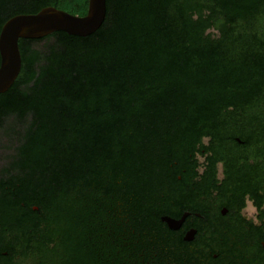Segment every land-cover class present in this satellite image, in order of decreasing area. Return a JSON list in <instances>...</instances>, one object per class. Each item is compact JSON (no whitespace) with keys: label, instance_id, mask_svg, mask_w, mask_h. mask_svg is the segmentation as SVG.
<instances>
[{"label":"trees","instance_id":"trees-1","mask_svg":"<svg viewBox=\"0 0 264 264\" xmlns=\"http://www.w3.org/2000/svg\"><path fill=\"white\" fill-rule=\"evenodd\" d=\"M47 7L83 17L89 0H0V33ZM19 46L0 95V254H165L164 201L195 159L264 158V0H108L95 34Z\"/></svg>","mask_w":264,"mask_h":264},{"label":"flooded vegetation","instance_id":"flooded-vegetation-1","mask_svg":"<svg viewBox=\"0 0 264 264\" xmlns=\"http://www.w3.org/2000/svg\"><path fill=\"white\" fill-rule=\"evenodd\" d=\"M257 124L263 131V116ZM194 162L198 175L188 189L164 201L161 222L173 237L159 250L165 254L133 256V264H264V158L215 159L209 152ZM20 243L0 254V264H81L75 253L65 261L25 254Z\"/></svg>","mask_w":264,"mask_h":264},{"label":"water","instance_id":"water-1","mask_svg":"<svg viewBox=\"0 0 264 264\" xmlns=\"http://www.w3.org/2000/svg\"><path fill=\"white\" fill-rule=\"evenodd\" d=\"M107 1L89 0L88 13L83 17L47 7L37 14L19 15L10 19L0 33V95L12 88L21 73L20 40H41L59 32L69 36L89 37L105 22Z\"/></svg>","mask_w":264,"mask_h":264},{"label":"rangeland","instance_id":"rangeland-1","mask_svg":"<svg viewBox=\"0 0 264 264\" xmlns=\"http://www.w3.org/2000/svg\"><path fill=\"white\" fill-rule=\"evenodd\" d=\"M1 147H0V159L4 156H7L9 154H11V152L7 151L6 149H4V146L3 145H7L8 146V141L3 139L1 141ZM3 165V162L0 160V167Z\"/></svg>","mask_w":264,"mask_h":264}]
</instances>
